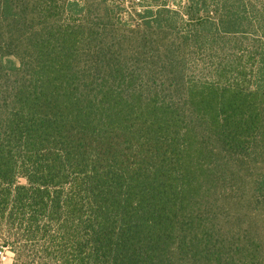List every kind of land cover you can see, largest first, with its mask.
I'll return each instance as SVG.
<instances>
[{
  "label": "trees",
  "instance_id": "obj_1",
  "mask_svg": "<svg viewBox=\"0 0 264 264\" xmlns=\"http://www.w3.org/2000/svg\"><path fill=\"white\" fill-rule=\"evenodd\" d=\"M137 1L0 0V247L264 264V0Z\"/></svg>",
  "mask_w": 264,
  "mask_h": 264
},
{
  "label": "rangeland",
  "instance_id": "obj_2",
  "mask_svg": "<svg viewBox=\"0 0 264 264\" xmlns=\"http://www.w3.org/2000/svg\"><path fill=\"white\" fill-rule=\"evenodd\" d=\"M185 0H175L174 6L179 4L180 2L183 3ZM137 3L138 1L135 0ZM138 11L140 10L139 7ZM263 165V164H262ZM5 246L0 247V250L3 251V256L0 254V264H14L15 261V253L10 248H4Z\"/></svg>",
  "mask_w": 264,
  "mask_h": 264
},
{
  "label": "built area",
  "instance_id": "obj_3",
  "mask_svg": "<svg viewBox=\"0 0 264 264\" xmlns=\"http://www.w3.org/2000/svg\"><path fill=\"white\" fill-rule=\"evenodd\" d=\"M4 248H6V247H4ZM0 254L3 256V251L2 250H0Z\"/></svg>",
  "mask_w": 264,
  "mask_h": 264
}]
</instances>
